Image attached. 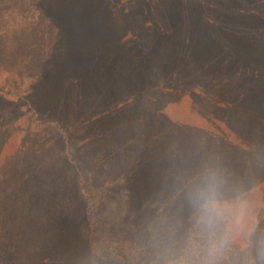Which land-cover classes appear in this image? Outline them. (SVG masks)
Masks as SVG:
<instances>
[{"label": "rangeland", "instance_id": "rangeland-1", "mask_svg": "<svg viewBox=\"0 0 264 264\" xmlns=\"http://www.w3.org/2000/svg\"><path fill=\"white\" fill-rule=\"evenodd\" d=\"M106 1L0 0V264H119L113 261L105 247V242L118 239L138 242L142 246V249H139L147 264H163L166 246L172 243L170 239L158 241L157 230L153 228L154 219L163 212L166 197L160 196L150 203L151 199L143 194V188L146 186L139 179L146 177V173L148 178L155 180V177H160L164 180L166 172L165 169L158 168L164 159L165 144L159 145L156 163L151 166L146 162L150 152L146 150L144 133L148 128L152 131L153 126L145 108L141 114L126 116L122 111L118 116L120 124L125 118L132 123L134 132H129L128 138L127 126H124L125 138L120 136V131L114 134V145L111 137H108L109 128L108 134L107 130L105 131L106 146L104 145L102 154L109 158L108 164L98 166L94 162L95 157L89 156L90 154L78 155L74 152L68 157L71 165L75 164L76 170H80L86 183L90 180L101 190L102 202L95 211L96 235L93 237L100 252L95 255L86 250L89 229L84 218V205L76 193L71 167L63 158L57 139L53 137L55 128L45 124V120H48L47 114L39 112L35 117L27 106L28 98L34 97L30 87L45 55L41 45L43 36L47 35L44 27H39V23L44 22L47 16L51 18L49 7L56 8V4L62 7L63 14L69 16L67 39L64 42L68 48L65 60L71 62L72 66L80 65L77 67L81 76L94 73L98 79L97 73H105L115 82L124 79L131 81L134 78L137 56L141 53L142 45L135 34L137 27L135 28V19L131 15L133 11L130 13L128 7L131 5L139 11L137 17L141 21L140 9L146 0ZM250 2L245 0V3ZM117 4L127 8L124 14L120 12ZM191 4H196L195 8L198 9L207 7V4L214 6L215 10L209 16L213 17L217 30L221 29V20L241 24L242 20L235 11L238 9V0H194ZM255 4L260 6L261 11L264 10V0ZM248 24L250 26L242 24V27H238V39L240 32H255L253 23ZM260 54L257 48L251 50L246 46H238L240 64L252 66L251 69L243 71L235 82L238 94L245 93V96L239 95L238 100L248 99L252 106L253 115L250 113L249 116L240 118L242 124L239 122L238 131L243 133L251 134L256 128V124L252 123L258 120L254 97L250 93L255 80H259L254 74ZM19 56H26L32 63L30 62L29 66L19 63ZM81 76L75 78L81 80ZM219 79V82H228V77L221 76ZM62 93L63 91L58 96L59 104ZM119 97V101H124L125 92L122 91ZM77 98L83 99L80 94ZM96 98L98 97L94 96L91 99ZM187 101L185 113L192 115L193 123L209 125L214 134L224 130L229 134L234 133L231 125L236 126L238 121L228 123L223 116L213 120V110L206 113L202 107H194L191 96ZM146 104L147 102L145 107ZM65 105L66 102L63 107ZM240 107L241 104L237 103L235 106L230 105L228 109L236 112ZM7 111L12 112V121ZM180 114L181 112L173 113L177 116ZM201 120L203 123H200ZM254 131L256 133V129ZM129 143L130 146L127 145ZM107 144L113 146L110 147L113 148L110 149V156ZM181 149H185V146ZM20 150L27 153L25 157H20L23 160L29 161L32 157H39V161L20 162L19 165L17 154ZM117 150L119 153L116 155ZM246 152L247 150L245 156L240 159V166L245 167L244 174L248 170L246 162L253 161V156L246 158ZM92 153L96 155L95 150H92ZM252 173L254 177L252 185L248 188L251 193L249 202H246L247 209L250 217L254 221L260 218L259 221L264 227V168L256 167ZM50 205L56 212L53 214L51 211L48 217L46 213L49 207L52 209ZM149 205V209L152 208L151 216L146 222ZM42 206L47 208L43 210ZM259 208L263 209L261 215L260 211L259 215L254 213L258 212ZM24 215H30L27 229H24ZM132 225L135 228L131 227ZM251 237L252 244H256L257 238L253 235ZM245 243L246 240L238 237L232 257L234 260L238 259L239 247Z\"/></svg>", "mask_w": 264, "mask_h": 264}, {"label": "trees", "instance_id": "trees-1", "mask_svg": "<svg viewBox=\"0 0 264 264\" xmlns=\"http://www.w3.org/2000/svg\"><path fill=\"white\" fill-rule=\"evenodd\" d=\"M193 1H143L140 9L141 21L137 17L139 11L131 5L128 7L130 13L133 11L131 15L135 19V28L137 27L135 34L142 45L141 53L137 56L134 78L131 81L124 79L115 82L105 73H97L98 79L95 78L94 73L81 76L77 67L80 65L72 66L71 62L65 60L68 48L64 42L67 39L69 16L61 12L62 7L59 4H56V8L49 7L51 18L47 16L44 22L38 21L39 27H44L47 35L43 36L41 45L45 55L30 87L34 97L28 98L27 106L35 117L39 112L47 114L48 120H45V124L55 128L53 137L57 139L63 158L71 167L76 193L84 205V218L89 229L86 250L90 254L97 255L100 252L93 237L96 235L95 211L102 202L101 190L90 180L86 183L80 170H76L75 164L71 165L68 157L74 152L78 155L90 154L89 156L95 157L94 162L98 166L108 164L109 158L102 154V149L104 145L106 146L105 131L109 128L108 137L113 140V145L116 132L118 134L120 131V136L125 138L124 126L128 127L126 138L129 137V132H134L129 119L125 118L123 125L120 124L118 116L122 111L126 116L141 114L143 108L149 113L153 127L152 131L150 128L146 129L144 143L146 150L150 152L146 162L151 166L156 163L159 145L165 144L164 159L158 166L166 171L164 180L160 177H155V180L148 178L146 173V177L139 179L146 186L143 188V194L151 199L150 203L160 196L166 197L163 212L154 219L153 228L157 230L158 241L165 239L172 241L166 246V249L171 248L172 252H177L184 246L192 229L191 210L185 200V185L191 177L199 174L205 167H219L228 182V195L230 197L240 195L249 202L251 192L248 188L252 185L251 181L254 177L252 172L256 167L264 168V10L261 11L260 6L255 4L261 0H249L250 3L238 0V9L235 11L242 20L241 24L236 22L234 25L229 21L221 20L219 30L215 29L213 17L209 16L213 14L215 7L207 4V7L198 9L195 8L196 4H191ZM117 5L124 14L127 8ZM259 16L261 18H258ZM248 22L253 23L255 32L242 30L238 39V27H242V24L250 26ZM238 46H246L251 50L257 48L261 52L254 74L259 80H255L250 93L254 97L253 103L258 115L257 122L252 123L256 124V133L253 129L251 134L238 131L239 122L242 124L240 118L249 116L252 108L248 99L238 100V96H245V93L238 94L235 87L238 76L252 68L249 64H240ZM22 58L26 59L22 60ZM18 61L27 66L32 63V60L26 56H19ZM75 76L82 78L77 80ZM221 76L228 77V82H219ZM62 91L63 104L61 102L59 104L58 96ZM122 91L125 92V100L121 102L119 94H122ZM78 94L83 99H78ZM92 95L98 98L91 99L94 97ZM190 96L194 107H202L206 113L211 110L215 112L212 115L213 120L223 116L228 123L238 121L235 128L231 125L233 130L230 129L234 133L229 134L224 130L214 134L209 125L193 123L192 115L185 113L188 106L187 98ZM64 102H66L65 107H63ZM237 103L241 104L237 113L229 111V106H235ZM174 112L181 114L173 115ZM7 113L10 116L12 112L7 111ZM200 123H203V120ZM10 131L7 133L9 134ZM106 132L108 134V130ZM107 145L110 156V149H113L110 147L113 146ZM127 145L130 146V143ZM182 146H185V149H181ZM92 150L96 151V155ZM245 150H247L246 158L253 156V161L246 162L248 170L244 174L245 167L240 166L242 164L240 159L245 156ZM115 153L117 155L119 151ZM17 155L23 158L27 153L20 150ZM19 158V165L20 162L33 163L34 160L37 162L39 159L32 157L29 161H25ZM28 169L27 167L29 173ZM50 206L52 209L49 207L48 212H44L48 217L51 211L53 214L56 212L52 205ZM149 207L150 205L146 211V222L151 216L152 208ZM45 208L47 206L41 207L43 210ZM259 211L261 215L262 208L254 213L259 215ZM29 218L30 215L23 217L24 229L28 227ZM259 220L261 219L255 220L256 231L253 234L257 241L264 239V227ZM131 227L135 228L134 225ZM241 239L248 242L244 235H241ZM252 245L250 257L241 252L239 247L237 264H241L246 258L255 260V264H260L255 244ZM105 247L113 261L119 264H147L139 249H142V246L138 242L118 239L105 242Z\"/></svg>", "mask_w": 264, "mask_h": 264}, {"label": "clouds", "instance_id": "clouds-1", "mask_svg": "<svg viewBox=\"0 0 264 264\" xmlns=\"http://www.w3.org/2000/svg\"><path fill=\"white\" fill-rule=\"evenodd\" d=\"M227 179L219 167H205L185 185V200L191 210L192 229L177 252L165 250L163 264H237L232 257L238 237L247 243L240 251L251 256V236L256 222L240 195L229 196ZM257 258L264 264V239L255 244ZM241 264H255L246 258Z\"/></svg>", "mask_w": 264, "mask_h": 264}]
</instances>
